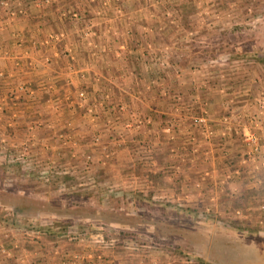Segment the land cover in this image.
<instances>
[{
    "label": "rangeland",
    "instance_id": "374dc122",
    "mask_svg": "<svg viewBox=\"0 0 264 264\" xmlns=\"http://www.w3.org/2000/svg\"><path fill=\"white\" fill-rule=\"evenodd\" d=\"M10 1V21L29 5L54 13L46 39L68 72L86 66L80 110L92 124L128 78L150 80L124 89V129L107 114L87 151L62 104L41 123L24 113L26 84L2 95L0 264H264V0ZM20 117L23 135L8 141ZM17 207L29 214L13 227Z\"/></svg>",
    "mask_w": 264,
    "mask_h": 264
},
{
    "label": "crops",
    "instance_id": "0c3cea01",
    "mask_svg": "<svg viewBox=\"0 0 264 264\" xmlns=\"http://www.w3.org/2000/svg\"><path fill=\"white\" fill-rule=\"evenodd\" d=\"M23 1L28 2L30 0H19V2ZM10 2H12V0ZM51 11H48V9L40 10L29 5V7L25 8V12L20 15V17H18L15 21H10L0 10V103L4 97H2V95L8 93V91L11 92L10 90L13 91V88H17V86L22 83L26 84V86L31 89V93L27 97L29 99L27 100L28 102L24 103L25 115L28 116V113L35 111L36 113H34L33 116L34 118L36 117L40 120L41 123L49 121L54 122L52 119L53 117H50L49 119L46 118L48 116L46 110L49 112L55 111V106L57 104H62L60 109L64 111L63 115H70L78 128L82 129L84 132L83 137L79 139L80 141L78 140V149H86L87 151L86 146L93 132L97 130H106L104 127L106 126L104 119L107 117V114L111 113L116 119L114 122L115 125L124 129L123 124L125 119L121 117L124 113L117 111V106L121 103L122 93L124 92V89H127V87L135 92L136 95L142 92V90H147L149 82L146 84V80H150V77L147 78L145 74H142L139 71L138 77H136L135 74L131 77V79H127L128 85H123V81H118V83L123 86H119L117 89H114L117 104L113 103L109 107L108 105H110V103H105L104 108L106 107V111L103 113L106 115L98 112V120L96 123L93 122L92 124V121L87 118L84 113L82 114L80 110V108L83 107L81 102L86 99L85 97L82 99L79 97V92L81 89L83 90L82 85L84 82H90L88 76L89 72L85 69L86 66L83 64V61H81V58H77V60L74 61V71L68 72V59L62 54L59 55V51L56 52L59 47V44L56 43L57 41L46 39L48 31L55 29L54 27H50L48 24L46 25L45 21L46 18L49 19L53 16L54 13ZM17 31H20L25 39L20 42V45H16L14 43V41L17 40L14 38L13 34L17 33ZM66 37L67 41H71L70 43H72L74 47L76 46L75 49H78L79 45H77L76 42L77 38L69 37L68 34ZM47 40L49 41L48 44L42 43V41ZM48 53H50L51 56L49 62H43L42 57ZM91 58L92 57L87 56L86 61H89ZM134 78L136 79L135 81ZM144 93H147V91ZM99 95L100 91L96 89L94 85H90V88L86 93L89 101H94L97 98H100ZM67 96L70 98V101ZM130 99L131 98H129V100ZM149 101L151 104L154 102L155 108L153 107L154 105H147L144 110L146 109L145 111H149L146 115L147 117L153 116L154 119L152 121L153 123L146 127V130L147 132L155 135L156 131L153 127L154 125L157 126L156 120H158L157 113L159 112L156 111L157 103L161 100L157 99L156 101L155 97H153V99L150 98ZM162 102L165 103V101ZM133 109H135V107H133ZM115 112H117V114ZM62 116L60 115L58 119H61ZM17 123L18 125L15 127V130L5 129L3 131L6 135L5 138L8 141L21 139L23 131L26 127L25 124L28 123V119L17 120ZM44 124L48 125V123ZM44 124L42 127H44ZM167 127H169V129L172 128L171 126ZM163 130H167V128H164Z\"/></svg>",
    "mask_w": 264,
    "mask_h": 264
},
{
    "label": "trees",
    "instance_id": "16d2710c",
    "mask_svg": "<svg viewBox=\"0 0 264 264\" xmlns=\"http://www.w3.org/2000/svg\"><path fill=\"white\" fill-rule=\"evenodd\" d=\"M100 199H101V198H100ZM26 214H29V212H28L27 210H25V209H23V208H20V207L14 208V209H12L11 212H10V215H9V217H8V223H9L11 226L15 227V226L18 225L17 222H18L20 219L23 220V219L28 218V215H26ZM128 215L131 216V214H128Z\"/></svg>",
    "mask_w": 264,
    "mask_h": 264
},
{
    "label": "built area",
    "instance_id": "2783aa9c",
    "mask_svg": "<svg viewBox=\"0 0 264 264\" xmlns=\"http://www.w3.org/2000/svg\"><path fill=\"white\" fill-rule=\"evenodd\" d=\"M0 75H1V73H0ZM83 92L81 91V92H79V97L82 99L83 98ZM13 116H15V115H13ZM247 142L248 143H252L254 146H253V148H254V150H256L257 149V146L255 145L256 144V141H255V139L252 137V136H248V140H247ZM242 161H245V160H242ZM238 212V211H237ZM88 256H90V255H88ZM77 257V255H75L74 257H72V263H75V258ZM74 258V259H73ZM78 258V257H77Z\"/></svg>",
    "mask_w": 264,
    "mask_h": 264
}]
</instances>
